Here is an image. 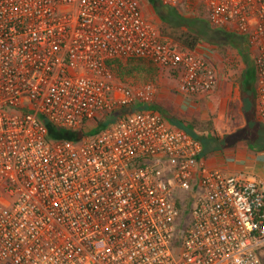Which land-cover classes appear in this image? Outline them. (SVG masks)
Segmentation results:
<instances>
[{"label": "built area", "instance_id": "1", "mask_svg": "<svg viewBox=\"0 0 264 264\" xmlns=\"http://www.w3.org/2000/svg\"><path fill=\"white\" fill-rule=\"evenodd\" d=\"M159 1L249 40L264 123V0ZM116 59L151 61L187 101L217 87L215 65L164 39L140 0H0V264H264V179L209 167L161 114L48 138L156 101L155 83L115 79Z\"/></svg>", "mask_w": 264, "mask_h": 264}, {"label": "rangeland", "instance_id": "2", "mask_svg": "<svg viewBox=\"0 0 264 264\" xmlns=\"http://www.w3.org/2000/svg\"><path fill=\"white\" fill-rule=\"evenodd\" d=\"M140 1L145 17L158 26L160 20L152 6L147 0ZM199 19L208 23L206 18ZM216 41L205 42L201 48V52L217 68L219 78L215 90L206 97L187 101L176 91V77L156 67L158 77L154 83L158 86L159 92L154 105L174 123L184 122L197 136L216 139L220 147L208 153L211 159L219 154H223V157L227 154L237 158L252 156L255 161L245 164L243 169L239 170H242L243 174L264 179V123L258 116L257 119H250L244 115L240 100L238 81L246 66L233 46H225L222 54L217 46L223 41L218 37ZM125 81L128 85L145 83L139 78H126ZM95 126H98L97 122L93 124V130L86 133L87 136H96L103 131L101 127ZM237 134L240 140H237ZM258 154L263 158H258Z\"/></svg>", "mask_w": 264, "mask_h": 264}, {"label": "trees", "instance_id": "3", "mask_svg": "<svg viewBox=\"0 0 264 264\" xmlns=\"http://www.w3.org/2000/svg\"><path fill=\"white\" fill-rule=\"evenodd\" d=\"M147 2L152 6L153 10L158 15L160 20L158 28L164 39H170L178 43L184 49L201 52V48L205 42L216 43V37H218L220 38V41H223V43H221L222 45L220 44L217 46L222 54L224 53L225 46H233L236 49L238 55L241 57L246 66L238 81L242 112L250 119H257V71L255 65V55L251 50L249 40L244 36H240L235 33H228L221 28L213 27L209 23H205L202 19H199V17L191 15L182 9L164 6L159 0H147ZM108 63L115 79L126 84V78H139L145 83H154L158 77V70L156 66L151 61L146 59H116L109 61ZM154 103L155 101L149 104H136L132 107L122 108L107 114L102 119L97 120V125L104 130L121 117H124L136 110L153 111L161 114L169 120V123L173 127L183 129L199 140L202 144L204 157H206L209 152L214 151V148L219 149L220 145L216 139L212 140L197 136L192 132L190 127L185 126L184 122L180 121L178 123H174L173 120L168 118L164 112L159 110ZM96 122H93L88 130H85L84 127L81 134L48 125V138L51 140H78L81 136H87L86 133L93 130L92 126ZM238 134L237 140H240ZM188 216L189 210L180 206V218L178 219V223L184 225Z\"/></svg>", "mask_w": 264, "mask_h": 264}, {"label": "crops", "instance_id": "4", "mask_svg": "<svg viewBox=\"0 0 264 264\" xmlns=\"http://www.w3.org/2000/svg\"><path fill=\"white\" fill-rule=\"evenodd\" d=\"M259 157L258 158H263V156H261L260 154H258ZM226 157H230V158H226ZM243 157V158H241ZM246 156H240L239 158L231 156V155H225L223 157V154H219L214 158H210L208 155L205 158L207 164L209 165V167L214 168V169H219L221 170L224 174L227 175H238L241 174L242 170L239 169H243V167L245 166V164H249V162L253 163V157L251 156V158L246 157ZM248 175V174H245ZM250 176V175H248ZM253 177V176H251ZM255 178V177H254ZM262 179V178H261Z\"/></svg>", "mask_w": 264, "mask_h": 264}]
</instances>
